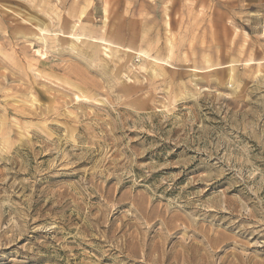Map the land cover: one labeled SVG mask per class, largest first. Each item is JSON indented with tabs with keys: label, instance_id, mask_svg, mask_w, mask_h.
I'll list each match as a JSON object with an SVG mask.
<instances>
[{
	"label": "rangeland",
	"instance_id": "1",
	"mask_svg": "<svg viewBox=\"0 0 264 264\" xmlns=\"http://www.w3.org/2000/svg\"><path fill=\"white\" fill-rule=\"evenodd\" d=\"M38 1L0 0V264H264V0Z\"/></svg>",
	"mask_w": 264,
	"mask_h": 264
},
{
	"label": "bare ground",
	"instance_id": "2",
	"mask_svg": "<svg viewBox=\"0 0 264 264\" xmlns=\"http://www.w3.org/2000/svg\"><path fill=\"white\" fill-rule=\"evenodd\" d=\"M41 0H39L38 2H40ZM22 2V1H21ZM42 2H43V0H42ZM27 5V4H26ZM30 13H28V14H24V15H22L21 14V11L22 10H18V11H15V10H13V13H15L17 16H21L22 17V19H24V20H26L28 23H30V24H35V28H37V31L38 32H42L44 29H45V27L46 28H48L46 25V23L45 22H41L40 21V19L37 17V15L35 16V14L33 13V10L31 9V8H26ZM2 10V9H1ZM12 10V9H11ZM37 11V10H36ZM8 12V11H7ZM45 12V11H44ZM103 12V11H102ZM32 13V14H31ZM82 14V13H81ZM104 14H106V11H104ZM78 18V17H77ZM3 19V18H2ZM1 19V20H2ZM59 19V18H58ZM4 20V19H3ZM2 22H4V21H2ZM8 22V21H7ZM17 23V22H16ZM45 23V24H44ZM76 23V22H75ZM20 24V23H19ZM17 25L16 26V28L18 29V31L17 32H15V34H13V35H16V33L17 34H19V35H21V36H23L24 38H26V36H29V35H31L32 34V32L28 29V27H23L22 25L20 26V25ZM132 24V23H131ZM5 26V25H4ZM61 28H62V30H68V29H73V26H71V24L70 23H67L66 21H63V23L61 24ZM6 27V26H5ZM4 27V28H5ZM57 27V26H56ZM130 27V26H129ZM34 29V28H33ZM133 29V28H132ZM6 30V29H5ZM129 31H130V29H129ZM14 32V31H13ZM71 32V31H70ZM130 32H132V31H130ZM134 33V32H133ZM135 33H137V32H135ZM38 35V34H37ZM39 36V35H38ZM36 38V37H35ZM40 38V37H39ZM70 38V37H69ZM1 39H3L4 41H7L8 40V38H5V37H1ZM77 39V38H76ZM37 41V40H36ZM44 42V41H43ZM54 43V42H53ZM56 43V42H55ZM127 44V43H126ZM55 47V46H54ZM57 49V48H56ZM81 51V50H80ZM79 52V51H78ZM82 52V51H81ZM85 52V51H84ZM84 52H83V54H84ZM81 55H83L82 53H80ZM84 57V56H83ZM86 58H87V56H85ZM107 57V56H106ZM105 57V58H106ZM84 59V58H83ZM1 61V60H0ZM157 75V74H156ZM151 76V75H150ZM158 76V75H157ZM147 77V76H146ZM154 79V78H153ZM85 81V80H84ZM23 85V84H22ZM88 105V104H87ZM24 114V113H23ZM27 134V133H26ZM207 213H209V212H207ZM209 215V214H208ZM172 221V220H171ZM191 222V221H190ZM192 223V222H191ZM189 226V225H188ZM205 229H198L197 231L198 232H201L202 234H203V236L206 238V240L208 241V242H212L211 243V247L213 246L212 244H213V237L212 236H214V235H209V234H207V233H209V232H205L204 231ZM196 231V230H195ZM210 231V234H212V230H209ZM197 234V233H196ZM201 234V235H202ZM254 235V234H253ZM192 238V237H191ZM203 238V237H202ZM204 239V238H203ZM204 241V240H203ZM217 241V240H216ZM217 243V242H216ZM210 244V243H209ZM188 246H189V244H187ZM199 245V244H198ZM215 245H217V244H215ZM202 246V245H201ZM204 246V245H203ZM194 247V246H193ZM209 248V247H208ZM212 249V248H211ZM210 251V250H209ZM214 251V250H213ZM212 252V251H211ZM213 253V252H212ZM209 257V256H208Z\"/></svg>",
	"mask_w": 264,
	"mask_h": 264
}]
</instances>
